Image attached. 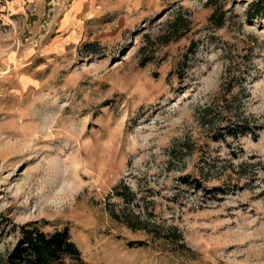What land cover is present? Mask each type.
<instances>
[{"label":"rangeland","instance_id":"374dc122","mask_svg":"<svg viewBox=\"0 0 264 264\" xmlns=\"http://www.w3.org/2000/svg\"><path fill=\"white\" fill-rule=\"evenodd\" d=\"M246 5L219 27L204 0H0V255L38 219L88 264H264V126L216 142L200 121L212 105L264 125Z\"/></svg>","mask_w":264,"mask_h":264},{"label":"trees","instance_id":"16d2710c","mask_svg":"<svg viewBox=\"0 0 264 264\" xmlns=\"http://www.w3.org/2000/svg\"><path fill=\"white\" fill-rule=\"evenodd\" d=\"M204 1L207 6L212 8L209 21L219 27L223 26L230 16L227 12L228 5L243 1L247 2L243 14L248 22L253 23L254 21L264 20V0ZM173 15L174 16L168 22V26L178 33L176 37H180L190 28L189 23H191L192 20L189 17L188 11L184 10L183 7L177 10ZM182 28L184 30L179 33V30ZM80 48L83 49V52L87 53L103 52L100 44L95 40L83 42ZM189 49L190 52L195 50L192 45ZM144 63L145 62H142V64ZM239 76H241V78H239ZM232 79L237 80L240 86H243V81H246L248 77L247 74L244 75L241 70L240 74ZM232 79H230L228 88L224 92L226 102L231 103L236 100L234 95H231V89L235 83ZM234 112V108H229V114L224 115L212 105H205L202 107L200 121L207 127L211 140L217 142L218 140H226L227 137L232 138L247 134H252L253 138L258 136V131H260L264 125L254 123L244 112L238 113L236 111V115ZM218 188L219 186L215 187V189ZM115 216L119 218L118 215ZM128 223L130 226L139 225L131 221ZM44 225L45 224L38 219L26 221L20 225L14 224V228H18L19 231L18 241L4 255H0V264H88L83 253L71 237L68 226L65 225L63 228L46 230Z\"/></svg>","mask_w":264,"mask_h":264}]
</instances>
